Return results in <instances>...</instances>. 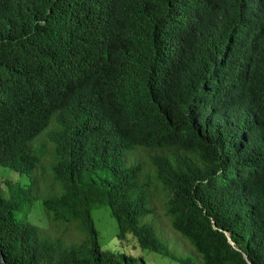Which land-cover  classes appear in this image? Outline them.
Masks as SVG:
<instances>
[{
  "label": "trees",
  "instance_id": "16d2710c",
  "mask_svg": "<svg viewBox=\"0 0 264 264\" xmlns=\"http://www.w3.org/2000/svg\"><path fill=\"white\" fill-rule=\"evenodd\" d=\"M136 145L193 254L147 218ZM0 165L29 180L0 173V264H154L100 246L96 204L165 264H264V0H0Z\"/></svg>",
  "mask_w": 264,
  "mask_h": 264
},
{
  "label": "rangeland",
  "instance_id": "374dc122",
  "mask_svg": "<svg viewBox=\"0 0 264 264\" xmlns=\"http://www.w3.org/2000/svg\"><path fill=\"white\" fill-rule=\"evenodd\" d=\"M45 137L44 131L38 134L33 140L35 144H38ZM48 145V143H47ZM50 144L48 145V147ZM149 149L143 146L136 145L132 149L127 150L124 154L126 164H132L134 162L140 161L143 165L142 171L140 173L141 181L150 179L149 187V197L147 195V202L152 207V213L147 216L160 230L161 235L166 239L168 245L171 246L172 251L175 254L192 252L193 249L190 244L181 237L180 233L174 230L169 224V217L165 213V192L161 184L157 181L153 169L150 165L148 158ZM50 157L45 156L42 158L41 163L35 170L38 174L37 181L42 188L43 192L40 194H47L53 192H59V187L54 184L51 171L49 169ZM133 161V162H132ZM149 171V176L146 174ZM0 173L2 182L10 179L12 181L19 180L21 183H27L29 180L26 175L19 174L16 170L9 168L6 165H0ZM4 184V183H3ZM5 186V184H4ZM91 213L94 219V224L98 231V240L100 246L103 249H119L128 253L135 254L137 256L143 257L146 261L154 264H165L171 261L170 256L163 255L158 251H152L148 249H143L138 245L135 247V239L131 235H127L123 240L117 238V225L114 217L112 216L110 209L105 204H96L92 207ZM28 217L39 226L42 227L44 231L51 234H62L66 241H75L78 236L81 235L74 223L71 222H54L50 221L46 213L40 208L39 201H35L28 212ZM73 222V223H72ZM173 262V261H172Z\"/></svg>",
  "mask_w": 264,
  "mask_h": 264
}]
</instances>
